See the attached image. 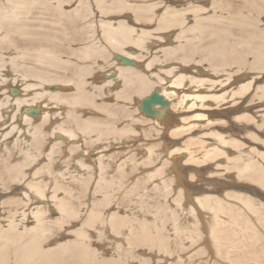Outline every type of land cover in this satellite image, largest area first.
<instances>
[{"label": "rangeland", "instance_id": "obj_1", "mask_svg": "<svg viewBox=\"0 0 264 264\" xmlns=\"http://www.w3.org/2000/svg\"><path fill=\"white\" fill-rule=\"evenodd\" d=\"M45 1L31 0L30 3H28L27 10L26 11L23 10V12H21L20 14V17H17L12 15L14 13V9H12L13 7L12 4H10L8 0H0V19L2 17V20L4 22L10 24L7 25L9 31L6 30V26L0 29V58L3 59V63H5L4 65L5 66L7 65V69H10V67H12L11 70H13L14 68L11 62H13V59L15 57L21 58V56L28 54L30 55L29 58L33 59L35 58L36 55L38 56L43 55L47 57L49 56V54L52 53L53 55L56 54L55 57L62 60V63L59 64L60 69H56L55 67H53L52 63L48 65H44L37 63L35 60H33L32 62L31 60L30 62L27 61V67L33 68L32 65H35L36 68L42 69L44 73L49 74L51 78L55 77L57 79L62 80L63 82L70 80V83H72V85L66 88L65 92L67 93L76 92L74 81L77 82V79L79 77H82V75L84 74L85 77L83 76L81 79L84 80L86 84H89L90 87L88 88V90L90 91V93L96 94V95H90V97L93 98L97 106L103 105L105 109L103 111L96 108L92 109L91 106H87L88 108L83 107V112L79 111L80 113L77 112L79 114L75 115L78 121L76 123V121H74L75 119L74 117L71 116L72 118H70V116H67L66 113L62 112L57 106L53 105L50 102L49 104L51 105H49L48 109L52 117L48 119V122H46L45 125L44 123H40L41 120L38 121V119H34L31 117V119L34 121L33 126L36 127L37 129H41V128L46 129L45 131L47 133L50 128H51L50 130H52L53 128H57L59 126H63V125L68 126L73 122L76 126L78 125L82 126L85 120L87 121L88 119H90L95 122L96 121L103 123L105 122L106 126L109 127L115 126L116 130L113 132V134H106L104 142H100V143L97 142L96 144L91 145L89 148L91 151H93V153L90 151L89 155L88 154L86 155V153H84L82 146L79 148V146L74 145L76 147L75 148L73 145L72 146L67 145L65 141L63 142V140H61L60 142L58 141L57 143H55L56 144L54 148L55 155L54 157H52L53 160H50L51 158L50 155L52 154V152H49L50 150L49 147L52 146L51 145L52 140L55 141V139L52 135L47 136L46 134L45 135L41 134L37 144L38 146L37 151L40 155L37 156L39 159V164L37 158H36L37 161L34 160L37 162L35 164H33V162L31 161L30 162L28 161L31 166L28 167V170L26 169L27 170L26 174L24 173L22 175L21 177L22 179L19 180V182H16L17 180L13 181L12 178L13 175L7 173L4 164L16 165L19 162H21V159L19 157L16 159L15 155H17V153L21 150L23 145V142L21 143V141H23L25 138L18 143L19 145H21L20 147L17 143H14L13 144L14 146L13 145L9 146V152L7 154L4 153L3 150H0V237L5 235L7 232L8 233L6 235L11 236V234L14 233L17 234L16 231H18V235L16 236L17 240L15 244H21V243L23 244L22 240L25 239L28 240V238L31 236L30 234L33 233V228L39 226L36 223L37 221L35 219L34 214H36L37 212H43L47 220L44 219L43 224L40 225V227H42L43 229L41 233L46 235V237H43L42 239V247L44 249L47 248L51 249L56 247L55 245L57 244L70 242L71 240L75 239L73 236L74 232L80 230L85 224L89 210L95 207L97 201L101 199L99 207L103 210V212H105L106 218L107 216H110L111 214L114 213L116 209V205L119 204L121 207L123 206L122 210H124L125 213L127 212L128 214H130L132 217L130 218V215H128L127 213L126 214L123 213L122 216L125 217L123 219H125L127 224L130 223V220L132 221L138 219L140 221L143 220L141 222L148 223L149 229L153 232V234H155V236L157 233L160 234H157L156 236L157 237L156 242L158 245L149 244V243L147 244L146 242L142 243V240H140V242L137 241L136 243L132 244L133 248L128 251L126 250L127 245H125L124 248H122V246H119L120 248L116 247V249L113 250V248H110V245L109 246L105 245L104 242L101 239H99L98 237L99 234H96L95 231L90 230L87 232L88 239L86 242H84V244L86 245V247H90L91 250L95 249L97 251L98 254L95 255V259L97 262H103L104 260H111V259L116 260L118 258L117 261H119V259L120 260L122 259L121 261L124 264H141V262L142 264H153V262L154 264L157 263L158 264H186V263L189 264L190 259H191L190 264L193 263L194 264H236V263L264 264V231H263L264 230V216H263L264 215V182H261L259 180V177L263 175V174L261 175L260 173H264V120H263L264 119V115H263L264 114V98H263L264 97L263 96L264 95L263 94L264 93V65H263L264 63L260 64V62H255V57H257L260 54H264V0H255V1L252 0L251 2L253 4L246 3L245 0H227V1L218 0L217 2L221 3L223 7L221 9L218 8L219 10L218 9L215 10L217 18L216 20H214V22L208 24L207 27L208 29L206 30L205 33H202V37H203L202 40L194 38L195 36L198 35V33L197 34L189 33L185 37V39L182 36H181L182 39L177 38L176 36L179 31V28L177 30H173L172 33L171 31H168L170 33L168 32L161 33L158 32L157 30V25L160 22L159 20L161 19L163 12H165L167 8H170V10H173L171 9L172 8L171 6L175 8H180V7L184 8L186 7V5H188L187 3L190 0H185V1L184 0L181 1L180 0L179 1L178 0L176 1L175 0H145L149 3L157 4L155 7L156 9L154 10L155 17L152 20L153 21L152 23H149L144 18L142 21L143 23L139 26L138 24L136 25L133 23V17L131 18V16L134 15L135 12H130L129 8H125L126 9L125 13L119 11L118 12L113 11L110 15H106L104 18H102L105 19L106 21L110 20L109 22L112 23L113 21L114 23L116 22L118 23L123 20H126L127 22L130 23L131 26L137 29L141 27L138 30L143 29L153 34L151 37L147 39V41H150L149 42L150 45H148V48L139 50L134 46H129L127 50L129 52L131 51L136 56L135 59H132L134 65H136V67L134 68L138 70L141 74L151 76L152 78L151 81L155 83V85L151 88V90L153 91L155 89L157 90L158 88H160L161 90L163 89L168 91L167 94L170 101V103L168 104L169 107L167 109H164L161 112V114L146 112L145 109L139 106L140 102L142 101L141 99L142 96L137 94V89H138L137 87L136 88H132L130 86L126 87L127 91L126 88L124 87L125 95H128L131 98V100L124 101L119 99V97H116V92H118V90L121 88V85H119L120 84L119 79L117 78L118 70L116 67L120 65L121 61H119L117 58L118 55L117 52L111 46L109 47L104 37H102L100 31L101 28L99 27L102 14L99 11L100 9L97 7L96 4L97 0H90V1L88 0L89 2L87 0H83L84 3L86 2L89 3V7L86 8V11L85 9H83L86 6L83 7L84 3L82 5L81 0H68L70 1L69 3H67V0H61L64 2L65 10L68 12V14H70L74 18V21L68 18L70 15L64 18L63 14H61L57 10V6H58L57 0H52V1L45 0ZM172 3L173 5H171ZM212 3L213 1L210 0L209 5H211ZM21 8L25 9V6L21 5ZM5 11H9V13L7 14L9 15L8 18H5L4 16ZM137 13L142 15L143 12L140 10L139 12L137 11ZM111 16H113V18ZM57 21L60 23H58ZM187 24L194 25V20L190 18ZM28 29H32V30H28ZM22 30H28L27 32L25 31L26 35L25 34H22V36L20 35L18 31L21 32ZM63 30L64 32H62ZM46 31L47 33L52 32L58 35V36L56 35L57 37L54 41L56 44L58 43L57 46H55L53 41L51 42H48L46 40L39 41L38 38L36 37L33 38V36L28 34L30 32H33L38 37L42 35V37L40 36V40H41L43 37H45L44 35L47 34ZM162 34L164 36H162ZM94 35L96 37L93 39ZM6 36H8V39L4 40ZM67 36L69 38H67ZM87 37L89 38L91 37V38L89 39ZM187 39H189V41ZM92 40L97 41L98 44L97 47L100 48L99 51L100 53L96 55H91V57L87 59L84 57L86 53L85 50L87 46L92 45V43L94 42ZM33 41L39 43L32 44ZM245 43L247 44V46H245L246 45ZM181 46L186 47V51L184 53H179L178 56L176 57H172L170 56V54H168V51L170 49H177L178 51H180ZM216 49L218 51L225 50L224 52L228 53V55H226L227 57L232 58L234 56L232 59H230L231 61L233 60L234 63L233 61L232 62L229 61L227 64H224L221 67H214V65L210 62L211 55L209 53H215L214 50ZM166 50H168L167 53H165ZM229 53H231V55ZM100 55H103V57H99ZM186 56L187 57L189 56L188 59L190 61L184 63L182 58ZM153 60L155 62H153L152 64L151 61ZM113 61L114 63H112ZM24 62H25L24 59H20L18 64L22 66L25 64ZM29 63H31L32 65H30ZM149 64H151L150 66L151 68L149 71H147L145 68H148L147 66H149ZM181 64H186V66H184L185 68L183 69L187 68L188 71L185 70L183 72V69L180 67ZM176 66L177 69H175V72L172 76L165 75V70L166 71L170 70L171 68H174ZM27 71L29 73V71H34V70L33 69L30 70L28 68ZM33 73H35V71ZM74 73H76V75H74ZM181 73H186L189 75L194 74L193 76L199 78L200 82L198 84L190 82L192 84L191 86L189 81H187L184 86L181 87L177 86V89L175 86L170 87V83H168L170 82V79L174 81L176 77ZM108 74L109 75L114 74L112 75V78L110 80L118 79L116 83L110 88L102 86L101 83L98 81V79L101 76L106 77ZM155 75H157V77ZM210 75L212 76L213 79L211 78ZM159 78L166 79V81L163 82L159 80ZM213 80L214 81L216 80L217 83L215 82L216 84H213L214 82ZM9 84L10 83H7L6 85H1L0 91L1 90L5 91L7 90V88L9 89ZM187 84L189 86H187ZM243 84L246 85L251 84V86L250 88L245 89V91H242L241 93L240 91H238V89ZM217 85H218V90H217ZM117 86H119L120 88H118ZM231 86L233 87L232 89ZM92 88L94 91L92 90ZM194 89L196 90V92ZM234 90H236L238 93L235 94V92H233ZM193 92L194 95H191L193 94ZM230 92L233 94H231ZM202 93L204 94V96ZM221 93L222 94L225 93V94L222 95ZM238 94H240L239 95L240 97L238 96ZM0 96H1L0 99H2L3 95ZM216 96L218 97V99ZM41 99L44 101L47 100L44 98H38L37 101ZM204 99L207 101H205ZM85 110H92L93 112L92 111L85 112ZM59 112L63 113V117L62 114L60 116ZM55 113H58V115L55 116ZM110 113H113V115L116 116H111ZM4 120L8 124L5 126V129L2 130V132L4 131L6 133L7 131L5 130L6 128H8L10 121L7 122V120H9V118L7 117H5ZM162 120L172 123L171 129H167V131H165L166 130L165 128L163 129L162 127H160L159 123H163ZM3 124L4 123L0 122V130L4 128V127L2 128ZM18 127L22 129V131L19 132L21 133L19 135L21 136L23 135V137H25V134L27 133V130L29 128L28 125L27 124L23 125L20 123ZM122 130L125 131L127 130L129 132L121 133L122 135H119L120 133H118V131H122ZM96 132H98L97 129ZM16 134L18 135V132L14 131L13 135H9L8 138L14 137V135L16 136ZM114 139H118L120 141L116 142L114 141ZM109 141L113 142L112 144L113 146L104 149L105 148L104 145L110 144ZM46 143L47 145H45ZM114 143H116V145H114ZM232 144H235L234 146L236 145L238 146L239 144L240 150L242 151L239 150L238 148L239 146L236 147L238 149L237 150L235 147H233ZM215 147L217 148L215 149ZM97 148H101V149H98L97 151ZM153 150L154 152L150 154V152ZM213 150L214 151L216 150V152H214ZM47 152L48 154H46ZM101 152L107 153V155H110L112 157V162H110L107 166L108 173L109 170H111L110 168L117 167L116 165H118V167L120 168V169L119 168L116 169L117 171L113 172L112 177L114 176L115 177L112 178V180L109 179L107 180V183H104V186L108 187V192H109L106 196H104V198H108V200L105 201L106 203L102 202L103 200L101 197L95 198L93 195L92 197L90 194L87 198H82L79 188H76V185L74 184H70L71 181H78V180L82 181L81 178L85 176L84 181L88 182V184L91 185V183L93 182V176H90L88 174L90 176V179H88L87 177L88 175L87 176L85 175L86 173H81L80 174L81 178L80 176H78L76 178L74 177V180H70L69 179L70 177H66V179H64L61 177V175H59L62 174L63 172L59 168V166L65 165L67 167H70L72 166V164H74L75 160H85V161L91 160L92 162H94V160H92L89 157L90 154L92 153L91 155L93 156V158H97V156L100 155ZM220 152H222V154ZM215 153L216 155H214ZM223 153L226 155H224ZM227 155L229 158L232 159H228V157H226ZM243 155L245 157H241ZM260 155H262V157H259ZM222 156H225L227 159L225 157L222 158ZM48 159L49 161L52 162L56 161V162L50 163L49 161H47ZM250 162L253 164H257L254 167L255 169H251L249 166L245 165L246 163L248 164ZM238 163L241 164L239 165ZM234 166L236 169L234 168ZM39 167H41L40 169L51 168L54 171L51 172V174L53 173L52 174L53 176H50L49 179L46 178L45 180L47 181V183L49 182L48 184L50 185V188L54 187V191L58 192L57 196L60 199L63 197L64 200L68 202L70 206L69 208L79 211L80 213L79 218H68L67 220L69 223L61 227L57 225L58 224L57 221L58 219L64 220V215H60L57 208L58 206L54 200H52V204L51 203L49 204L48 202L42 204V203H37L42 201H38V199L33 198L34 201H31L28 207L20 206L21 204H15L14 201L18 199L23 200L21 190L26 188V184L33 177L31 174H34L35 170H38ZM241 170L244 171V174L243 171L241 172ZM59 171H61V173H59ZM142 172L143 174H141ZM146 172L152 173L153 176L148 177L146 175ZM258 172L260 175L258 174ZM67 174L69 175L71 174V172L66 173V176H68ZM9 175L11 177H9ZM52 177H56V179L53 180ZM253 177H255V179ZM115 179H117V181ZM112 184L114 186H112ZM18 188L20 189V191L17 190ZM47 191H48L47 192L48 198L52 199L54 192L48 189ZM229 194L230 195L234 194V195L229 196ZM206 195L210 197L207 196L208 197L207 198ZM242 196L246 197L248 201L244 197L243 199H241ZM182 197H183V201H180ZM231 197H233L234 200H229L231 199ZM178 198L180 203L183 204L182 206H180V208L179 207L176 208L177 206H175L176 204L175 201H177ZM205 198H207L210 201L212 199L213 203L209 202L208 200H205ZM202 200L204 201V203ZM198 202L201 205H199ZM219 202L222 203L220 204ZM13 203L14 205L12 206ZM23 203L27 204L26 201H23ZM242 203H244L246 207H244ZM218 204H219V208L221 207L220 209L224 211H221L219 208H218L219 210L215 211L218 207ZM190 205H192L194 208ZM144 207L145 208L150 207L149 208L150 210H152L153 208L157 210L156 213L160 215V219H157V221L150 220L151 217L149 215L148 216H146L145 214L143 215L144 212L141 210V208ZM184 208L185 210H183ZM241 208L243 211L241 210ZM245 208H247V210ZM173 210L175 212L177 211L178 213L176 212L177 214H175ZM209 211H213V212L211 213ZM224 212H227V214ZM247 212L249 214L247 216L248 219L246 217ZM250 213L252 215H250ZM23 214L24 215L26 214V217H24ZM179 215L182 216V218ZM261 216H263L262 219ZM207 217L212 219V220L210 219L211 222ZM184 220L185 222H183ZM216 220H218V224ZM221 220L223 221L222 223ZM256 220L258 221L259 225H257ZM173 221H175V223H173ZM237 222H241V223H237ZM159 223L162 224L163 226L160 225ZM223 223H225V225H228V227L231 228L227 229V227ZM200 224H202V228ZM239 224H241V228H239L240 227ZM128 225L123 226L124 228L123 232L128 233ZM175 225L176 227H174ZM178 225L180 229L179 228L177 229ZM180 225L182 228L180 227ZM218 225H221L220 227L221 229L219 228ZM222 225L225 226L226 228L223 227ZM250 225L253 231L252 229L248 231ZM207 228L212 231H209ZM217 228L220 231H218ZM232 228L236 229L234 230L236 232H233ZM239 229H241V231ZM195 230H197V233ZM160 231L162 232V234ZM163 231L165 234H163ZM176 231L178 233H176ZM215 231L218 232L214 233ZM223 231L225 234L229 233L227 237H225L226 235L223 233ZM221 232L225 236L221 235ZM184 233L186 234L188 233V234L184 235ZM210 233H212L213 235ZM256 233L258 235H256ZM196 234L199 236H197ZM195 235L197 237L194 238ZM231 235L232 236L235 235V236L231 237ZM176 236L178 239H175ZM228 236L231 238H229ZM237 236L239 239L237 238ZM243 236H245V238ZM184 237H188V238H184ZM221 238L231 239L232 241L230 240L231 242H229L230 243L229 244L228 243L229 240L226 241L227 239L225 240ZM196 239H197L196 241L197 245H195L196 242L193 243ZM216 239H219V241L221 242L220 245L218 244V240ZM233 239L234 240L237 239L238 241H241V242H237L236 240L235 242H237L238 244L239 243L242 244L238 245L237 243L234 242ZM223 240L226 241L227 243L223 242ZM244 240H246L247 242ZM181 241L185 243L184 244L182 243L181 245ZM209 241L212 242V245ZM190 242L193 245H190L189 244ZM174 243L176 244V246ZM177 243H179L181 246L179 247ZM224 243L226 245H224ZM160 244L165 246V248L164 249L161 248ZM117 245L118 243H116V246ZM169 245L172 246L170 247ZM237 245L238 248H234L237 247ZM242 245L244 247L240 248L242 247ZM256 245L257 247H255ZM1 246L2 245L0 244V248ZM15 246L16 245L13 246L8 244L5 252L6 254L0 252L1 253L0 258L2 257V259H0V264H31L30 262L26 263L21 258L20 259L16 258ZM210 246H212L213 248L212 247L210 248ZM230 246L233 247V248L231 247L233 249L232 251L230 249ZM178 247L179 248L182 247L183 251L180 250ZM214 247H216V250L213 252V250L215 249ZM222 247L224 249L226 247V249L224 250ZM258 247L261 248L259 249ZM191 248L193 251L191 250ZM149 249L151 251H149ZM165 249L167 251H165ZM219 251H220L219 253L220 255L217 254ZM233 251H235V254ZM179 252L182 253L180 254ZM227 253L230 254L229 255L230 257L227 256L228 255ZM119 263L120 262H118L117 264Z\"/></svg>", "mask_w": 264, "mask_h": 264}, {"label": "bare ground", "instance_id": "obj_2", "mask_svg": "<svg viewBox=\"0 0 264 264\" xmlns=\"http://www.w3.org/2000/svg\"><path fill=\"white\" fill-rule=\"evenodd\" d=\"M10 2V4H12V9H14V13L12 14L13 16H17V17H20V14L21 12L26 11L27 10V6H28V3H30V1L28 0H8ZM45 1V0H44ZM50 1V0H48ZM52 1V0H51ZM88 1V0H87ZM90 1V0H89ZM88 1V2H89ZM117 1V2H116ZM176 1V0H175ZM174 1V2H175ZM179 1V0H178ZM181 1V0H180ZM185 1V0H184ZM213 1V3L211 5H209L210 3V0H190L188 1V5H186V7H180V8H175L173 6H171L173 10H170V8H167L165 12H163V15L161 17V19L159 20L160 22L158 23L157 25V30L158 32H161V33H165V32H168V31H171V33L173 32V30H177L179 28V31L177 33V38H181L185 37L189 34V33H192V34H197V36H195L194 38H197V39H201L202 40V33H205L206 30L208 29V24L209 23H212L214 22V20H216L217 18V15L215 13V10L218 9V8H222L223 5L221 3H218L217 1L218 0H211ZM227 1V0H226ZM252 0H245L246 3H252L251 2ZM255 1V0H254ZM46 2V1H45ZM58 2V6H57V10L63 14V17L65 18L66 16L68 17V12L65 10V5H64V2L61 1V0H57ZM70 1L67 0V3H69ZM165 2V1H164ZM173 2V3H174ZM33 3V2H32ZM52 3V2H51ZM83 0H81V4L83 5ZM146 3H149L145 0H97L96 1V4H97V7L100 9V13L102 14L101 16V20H100V25L99 27L101 28V34H102V37H104L105 41L107 42V44L109 45V47L111 46L116 52H117V58L120 62V65L117 68L118 70V73H117V78L119 79V82L121 85V88L119 86H117L118 88H120L118 90V92H116V97H119V99L121 100H124V101H128V100H131V98L128 96V95H125L124 93V87H132V88H138L137 89V94L142 96L141 99L142 101L140 102L139 106H141L143 109H145L146 112H153L154 114H161V112L164 110V109H167L169 107V98H168V94L166 90H161L160 88H158L157 90H151V88L155 85V83L153 81H151V76L149 75H145V74H141L138 70H136L134 67H136V65H134V62L132 61V59H135L136 56L134 55V53H132L131 51L129 52L127 49L129 48V46H134L135 48L141 50V49H145V48H148V45H150V41H147V39L149 37H151L153 34L151 32H147L146 30H138L137 28L133 27L130 25L129 22H127L126 20H123L121 22H116L113 23L112 22H109V21H106L105 19H102L104 18L106 15H110L113 11H116V12H124L125 13V8H129L130 12H135L134 15L131 16V18L133 17V23L134 24H138L141 25L143 22V19L145 18L146 21H148L149 23H152L154 17H155V13H154V10L156 9V5L157 4H153V3H149V4H146ZM173 3L171 5H173ZM184 3V2H183ZM227 3V2H226ZM257 3V2H256ZM255 3V4H256ZM143 4V5H142ZM253 4V3H252ZM258 4V3H257ZM21 5H24L25 6V9H22L21 8ZM48 5V4H47ZM50 5V4H49ZM91 5V4H90ZM81 6V5H80ZM86 6L85 8V11H86V8L89 7V3H84L83 7ZM176 6V5H175ZM183 6V5H182ZM79 7V5H78ZM165 7V6H164ZM11 8V7H10ZM166 8V7H165ZM164 8V9H165ZM175 8V9H174ZM228 8V7H227ZM80 9V8H79ZM30 10V9H29ZM128 10V9H127ZM142 11V15H140L139 13H137V11ZM219 10V9H218ZM223 10V9H222ZM84 12V11H83ZM9 13V11H5V18H8L9 15H7ZM25 13V12H24ZM141 13V12H140ZM7 15V16H6ZM81 15V14H80ZM113 15V14H112ZM118 15V14H117ZM123 15V14H122ZM61 16V15H60ZM120 16V15H119ZM113 18V16H111ZM224 17V16H223ZM70 20H73L74 21V18L70 15L68 17ZM109 18V17H107ZM192 18L194 20V25H188V20ZM61 20V19H59ZM113 20V19H112ZM58 22V21H57ZM2 20V17L0 19V29L1 28H4L6 26V30L9 31V28L7 27V25H10L9 23H6ZM60 23V22H58ZM148 23V24H149ZM52 24V23H51ZM145 24V23H144ZM212 25H215V24H212ZM55 26V25H54ZM185 26V27H184ZM137 27V26H136ZM217 28V27H216ZM49 29V28H48ZM57 29V28H56ZM61 29V28H60ZM64 29V28H63ZM20 30V29H19ZM28 30H32V29H28ZM28 30H22L24 32H20V35L22 36V34H25ZM62 30V29H61ZM26 31V32H25ZM57 32V31H56ZM64 32V30L62 31ZM47 33V31H46ZM170 33V32H168ZM180 33V34H179ZM29 35L33 36V38H38L39 41H43V40H46L48 42H51L53 41V43L55 44V46H57V44L54 42L56 37L58 36L57 34H54L52 32H48L47 34H45L41 40H40V36L42 37V35H40L39 37L33 33V32H30L28 33ZM174 34V33H173ZM213 34V33H212ZM26 35V34H25ZM57 35V36H56ZM67 35V34H66ZM71 36V35H70ZM91 36V35H90ZM162 36H164L162 34ZM24 37V36H23ZM73 37V36H72ZM96 36L94 35L93 36V39L95 38ZM168 37V36H167ZM67 38H69L67 36ZM89 38V37H87ZM91 38V37H90ZM89 38V39H90ZM157 38V37H156ZM165 38V37H164ZM8 39V36H6L4 38V40ZM25 39V38H24ZM97 39V38H96ZM58 40V39H57ZM98 40V39H97ZM166 40V39H165ZM189 41V39H187ZM89 41V40H88ZM94 41V40H92ZM39 42H32V44H37ZM50 44V43H49ZM152 44V43H151ZM246 44V43H245ZM97 41H94L92 43V45L90 46H87L86 50H85V58H89L91 57V55H96V54H99L100 52V48L97 47ZM107 45V46H108ZM49 46V45H48ZM247 46V44L245 45ZM249 46V45H248ZM51 47V46H50ZM150 47V46H149ZM92 48V49H90ZM111 48V49H112ZM243 49V47H242ZM245 49V48H244ZM247 49V48H246ZM251 49V48H250ZM53 50V49H52ZM114 51V52H115ZM144 51V50H142ZM146 51V50H145ZM168 50L165 51V53H167ZM170 51V52H169ZM168 51V54H170V56L172 57H176L178 56L179 53H184L186 51V47L185 46H181V49L180 51H178L177 49H170ZM215 53H209L211 55V58H210V62L214 65V67H221L223 66L224 64H227L229 61H231L230 57H227L226 55H228V53L224 52V51H218L217 49L214 50ZM249 51V49H248ZM255 51V50H254ZM54 52V51H52ZM51 52V53H52ZM235 52V51H234ZM259 52V51H258ZM200 53V52H199ZM238 53V52H237ZM231 55V53H229ZM52 54H49V56H38L36 55L35 58L31 59L29 58L30 55L28 54H25L23 56L20 57H15L13 59V62H11L12 66H13V70H11L12 67H10V69H7V65L5 66L3 63V59L0 58V86L1 85H6L7 83H10L9 84V89L7 88V90L5 91H0V95H3L2 96V99H0V122L1 123H4L2 128L0 130V150H3L4 153H8L9 152V146H12L14 143H19L22 139H24L23 141H21V143L23 142V146L22 145V148L21 150L17 153V155H15L16 159L19 157L21 159V162H19L18 164L16 165H5L6 167V170H7V173L8 174H11L13 175V181L17 180L16 182H19V180H21L22 178V175L28 170V167L31 166L29 164V162H33V164L37 163L36 161V158L38 159L37 156H40L38 151H37V144H38V141L40 139V135L41 134H46L47 136L48 135H52L55 139V141L52 140V146L49 147V152H52V154L50 155V160H53L52 157H54V148L56 146L55 143H57L58 141L60 142L61 140H63V142L65 141L67 145H77L79 146V148L82 146L83 147V150H84V153H86V155L88 154L89 155V152L91 151L90 150V146L93 145V144H96L97 142L100 143V142H104V139L106 137V134H113V132L116 130L115 129V126H106V123L104 122H99V121H93V120H90L88 119L87 121L85 120V122L83 123V125H78L76 126L73 123L69 124L68 126L66 125H63V126H59L57 128H53L52 130H48V132L46 133V129H37L36 127H34V121L31 119L34 118V119H38L41 120L40 123H45L48 122V119L50 117H52L50 115V111H49V104L50 102L57 106L62 112L66 113L67 116H70V118L74 117V121H76V123L78 122L77 121V117L75 115L79 114L80 112H83V107L85 108H88L87 106H91L92 109L96 108V109H99V110H103L105 109V107L102 105V106H97L95 101L93 100L92 97H90V95H96L95 93H90V91L88 90V88L90 87L89 84H86V82L84 80H82L81 78L84 76V74L82 75V77H79L77 79V82L74 81V84H75V87H76V92L75 93H67L65 92L66 91V88H68V86L72 85V83H70V80L69 81H66V82H63L62 80L60 79H57L55 77L51 78V76H49V74H46L44 73V71L42 69H39V68H36L35 65H32L31 63H29L30 65L33 66V68H30V67H27V61L31 62L33 60H35L37 63L39 64H44V65H48V64H51L53 65V67H55L56 69H60V63H62V60L59 59V58H56L55 55ZM233 55V54H232ZM99 57H103V55H100ZM208 57V56H207ZM255 57V56H254ZM24 59L25 60V64L20 66L19 61L20 59ZM112 58V57H111ZM116 58V59H117ZM167 58V57H166ZM189 56L187 57H183L182 60L184 61V63L190 61L189 59ZM128 59V60H127ZM111 60V59H110ZM7 61V60H6ZM5 61V62H6ZM107 61V60H106ZM117 61V60H116ZM125 61V62H124ZM233 61V60H232ZM231 61V62H232ZM126 63V64H123V63ZM153 62H155L154 60L151 61V63L153 64ZM193 62V61H192ZM207 62V60H206ZM255 62H260V64H263L264 63V54H260L258 55L257 57H255ZM34 63V62H33ZM114 63V61L112 62ZM118 63V62H117ZM122 63V65H121ZM210 63V65H211ZM234 63V61H233ZM109 65V64H108ZM107 65V66H108ZM113 65V64H112ZM117 65V64H116ZM253 65V64H252ZM264 65V64H263ZM10 66V65H9ZM31 66V67H32ZM151 64H149V66H147L148 68H145L147 71L150 70V67ZM167 66V65H166ZM184 66H186V64H181L180 67L183 69L185 68ZM226 66V65H225ZM109 67V66H108ZM33 69L35 71V73H33L34 71H27V69ZM175 69H177V66L174 67V68H171L170 70H165V75L166 76H172L175 72ZM213 69V68H212ZM22 70V71H21ZM113 70V69H112ZM187 70L186 69H183V72ZM261 70V69H260ZM115 71V70H114ZM114 71H111V72H114ZM188 71V70H187ZM257 71V69H256ZM262 71V70H261ZM215 72V71H214ZM217 72V71H216ZM44 73V75H43ZM188 73V72H187ZM262 73V72H261ZM101 74V73H100ZM216 74V73H215ZM214 74V76H215ZM254 74V73H253ZM256 74H259V73H256ZM74 75H76V73H74ZM102 75V74H101ZM100 75V76H101ZM106 75V74H105ZM112 75L114 74H108L106 77L104 76H101L98 81L101 83L102 86L104 87H107V88H110L112 87L116 81V80H110L112 78ZM194 75V74H193ZM193 75H189V74H186V73H181L179 74L176 79L174 81H172L170 78V87L172 86H175L176 89H177V86L178 87H181V86H184L185 83L187 81H189V83H195V84H198L200 81H199V78H196L195 76ZM217 75V74H216ZM157 77V75H155ZM203 76V75H202ZM207 76V75H206ZM211 76V75H210ZM254 76V75H253ZM78 77V76H76ZM85 77V76H84ZM208 77V76H207ZM218 77V76H217ZM216 77V78H217ZM221 77V76H220ZM238 77V76H237ZM256 77V76H255ZM254 77V78H255ZM259 77V76H258ZM165 78V77H164ZM204 78V77H203ZM212 78V76H211ZM223 78V77H222ZM230 78V77H229ZM227 78V79H229ZM213 79V78H212ZM159 80L161 81H166V79H163V78H159ZM219 80V79H218ZM202 81V80H201ZM214 81V80H213ZM217 81L215 80L213 82V84H216ZM248 82V81H246ZM245 82V83H246ZM253 82V81H252ZM190 83V84H191ZM206 83V82H205ZM225 83V82H224ZM232 83V82H231ZM236 83V82H235ZM251 83V81H250ZM12 84V85H11ZM241 84V83H240ZM208 85H209V82H208ZM93 86V85H92ZM160 86V85H159ZM187 86H189L187 84ZM192 86V84H191ZM213 86V85H212ZM251 84L249 85H246V84H243L240 86V88L238 89V91H240L242 93V91H245V89H248L250 88ZM51 87V88H50ZM116 87V86H115ZM194 87V86H193ZM215 87V86H214ZM213 87V88H214ZM235 87V86H234ZM239 87V86H238ZM101 88V87H100ZM123 88V89H122ZM190 88V87H189ZM203 88V87H201ZM227 88V87H226ZM225 88V89H226ZM229 88V87H228ZM233 87L231 86V89ZM1 89V87H0ZM98 89V88H97ZM122 89V90H121ZM181 89V88H180ZM208 89V88H207ZM206 89V90H207ZM230 89V88H229ZM236 89V88H235ZM4 90V89H3ZM93 90V88H92ZM195 90V89H194ZM193 90V91H194ZM216 90V89H215ZM217 90H218V85H217ZM216 90V91H217ZM94 91V90H93ZM96 91V90H95ZM101 91V89H100ZM108 91V90H107ZM126 91H127V88H126ZM177 91V90H176ZM224 91V90H223ZM70 92V91H69ZM103 92V91H102ZM196 92V90H195ZM214 92V91H213ZM233 92H235V94H237L238 92L236 90H234ZM247 92V91H246ZM148 93V94H147ZM190 93V92H189ZM207 93V92H206ZM220 93V92H219ZM229 93V92H228ZM231 93V92H230ZM102 94V93H101ZM114 94V93H113ZM112 94V95H113ZM127 94V93H126ZM144 94H147V95H144ZM186 94V93H185ZM203 94V93H202ZM222 94V93H221ZM225 93H223L222 95H224ZM233 94V93H231ZM234 94V96H235ZM246 94V93H245ZM264 94V93H263ZM66 95V96H64ZM74 95V96H72ZM99 95V94H98ZM191 95H194V92L193 94ZM198 95V94H197ZM201 95V94H200ZM240 94H238L239 96ZM261 95V94H260ZM204 96V94H203ZM202 96V97H203ZM206 96V95H205ZM228 96V95H227ZM237 96V95H236ZM262 96V95H261ZM264 96V95H263ZM262 96V97H263ZM1 97V96H0ZM47 97V98H46ZM112 97V96H110ZM217 97V96H216ZM215 97V99H216ZM232 97V96H231ZM240 97V96H239ZM38 98H44V99H47L46 101L44 100H38ZM185 98V97H184ZM190 98V96H189ZM198 98V97H197ZM204 98V97H203ZM208 98V97H207ZM235 98H238V97H235ZM264 98V97H263ZM117 99V98H116ZM181 99V98H180ZM218 99V97H217ZM184 100V99H183ZM205 100V99H204ZM111 101V100H110ZM198 101V100H196ZM207 101V100H205ZM224 101V100H223ZM235 101V100H233ZM39 102V103H38ZM114 102V101H113ZM226 102V101H225ZM193 103V102H192ZM228 103V102H227ZM90 107V108H91ZM56 108V107H54ZM101 108V109H100ZM53 110V109H52ZM107 110V109H106ZM80 111V112H79ZM86 111H92V110H85ZM96 111V110H95ZM108 111V110H107ZM79 112V113H77ZM93 112V111H92ZM60 113V112H59ZM103 113V112H102ZM108 113V112H107ZM62 114V117H63V113H60V116ZM90 114V113H89ZM104 114V113H103ZM58 113H55V116H57ZM111 116H116V115H113V113H110ZM109 115V116H110ZM167 115V114H166ZM264 115V114H263ZM30 118H29V117ZM72 116V117H71ZM262 116V115H261ZM5 117L9 118V120H7V122H9V125H8V128H6L5 131H7L6 133L2 130L5 129V126L8 124L5 122ZM54 117V116H53ZM57 118V117H56ZM68 118V117H66ZM167 118V117H166ZM62 119V118H61ZM4 120V121H3ZM60 120V119H59ZM80 120V119H79ZM167 120V119H165ZM264 120V119H263ZM3 121V122H2ZM137 121V120H136ZM163 121V120H162ZM16 122V124H15ZM68 122V121H67ZM20 123L21 124H27L28 125V130H27V133L25 134V137H23V135H19L21 133H19L20 131H22V129L20 127H18ZM53 123V122H52ZM170 122H167V121H163V123H159L160 127H162L163 129L165 128L167 131V129H171V124ZM253 123V122H252ZM57 124V123H56ZM55 124V125H56ZM18 125V126H17ZM255 125V124H254ZM47 126V125H46ZM256 126V125H255ZM133 127V126H132ZM96 129L98 130V132H96ZM132 129V128H131ZM18 130V131H17ZM18 132V135L16 134V136L14 135V137H9V135H13V132ZM25 132V131H24ZM129 131H125V130H122V131H118V133H120L119 135H122L121 133H128ZM133 133V132H132ZM131 133V134H132ZM210 133V132H209ZM23 134V133H22ZM116 134V133H115ZM27 135V136H26ZM129 135V134H128ZM133 135V134H132ZM256 135V134H255ZM43 138V137H41ZM51 138V137H50ZM126 138V137H125ZM128 138V137H127ZM220 138V137H218ZM222 138V137H221ZM47 139V138H46ZM113 139V138H112ZM216 139V137H215ZM44 140V139H43ZM109 140V139H108ZM132 140V139H131ZM220 140V139H219ZM222 140V139H221ZM12 141V142H10ZM114 141H120L118 139H114ZM122 141V140H121ZM110 144L109 145H104L105 148H108V147H112L113 145V142L109 141ZM226 142V141H225ZM238 142V141H237ZM20 143V144H21ZM220 143V142H218ZM227 143V142H226ZM16 144V145H17ZM223 144V143H221ZM220 144V145H221ZM230 144V143H228ZM237 144V143H236ZM19 145V144H18ZM47 145V143L45 144ZM63 145V144H62ZM114 145H116V143H114ZM121 145V144H119ZM219 145V146H220ZM233 147H238L234 146L235 144H232ZM7 146H8V149H7ZM14 146V145H13ZM21 145H19L20 147ZM42 146V145H41ZM222 146V145H221ZM44 147V146H43ZM75 147V146H74ZM73 147V148H74ZM41 148V147H40ZM76 148V147H75ZM102 148V147H101ZM101 148H97V151L98 149H101ZM116 148V147H115ZM120 148V147H119ZM122 148V147H121ZM124 148V147H123ZM217 147H215L216 149ZM239 150H240V146L238 147ZM15 149V148H13ZM110 149V148H109ZM117 149V148H116ZM225 149V148H224ZM237 149V148H236ZM75 150V149H74ZM82 150V151H83ZM212 150V149H211ZM238 150V149H237ZM71 151V150H70ZM156 151V149H155ZM214 151V150H213ZM221 151V150H220ZM242 151V150H240ZM93 153V151H91ZM95 152H96V149H95ZM154 152L151 151L150 154H152ZM193 152V151H192ZM216 152V150L214 151ZM219 152V151H218ZM224 152V151H223ZM252 152V151H251ZM255 152V151H254ZM14 153V152H13ZM15 153V154H16ZM72 153V152H71ZM91 153V154H92ZM98 153V152H97ZM171 153V152H170ZM222 154V152H220ZM11 154V153H10ZM45 154V153H44ZM48 154V152L46 153ZM45 154V155H46ZM90 154V158L92 160H94V162H92L91 160L90 161H85V160H75L74 164H72V166L70 167H67L65 165H61L59 166V168L63 171L62 174H59L61 175L62 178L66 179V177H70L69 179L70 180H74V177H78L80 176L81 173H86L85 175L87 176L88 174L90 176H93V182L90 184H88V182L84 181L85 179V176L83 178H81L82 181H71L70 184H74L76 185V188H79L80 190V194L82 196V198H87L89 196V194L92 196H94L95 198L97 197H101L102 198V202H105L108 200V198H104V196H106L109 192H108V187H105L104 186V183H107V180H112V175H113V172L117 171L116 169H118V165H116L117 167H113V168H110L111 170H109V173H108V164L110 162H112V157L110 155H107V153H104V152H101L100 155L97 156V158H93V156ZM220 154V155H221ZM224 154V153H223ZM228 154V153H227ZM254 154V153H253ZM257 154V153H256ZM44 155V156H45ZM216 155V153L214 154ZM226 155V154H224ZM43 156V155H42ZM153 156V155H152ZM218 156V155H217ZM46 157V156H45ZM96 157V156H95ZM210 157V156H209ZM221 157V156H220ZM225 157V156H222V158ZM228 157V155L226 156ZM225 157V158H226ZM240 157V156H239ZM241 157H245L244 155L241 156ZM259 157H262V155H260ZM150 158V157H149ZM153 158V157H152ZM206 158V157H205ZM238 158V157H237ZM24 159V160H23ZM27 159V160H25ZM184 159V158H183ZM191 159V158H190ZM194 159V158H193ZM192 159V160H193ZM207 159H208V156H207ZM216 159V158H215ZM227 159V158H226ZM228 159H232V158H229ZM36 160V161H34ZM191 160V161H192ZM238 160V159H237ZM240 160V159H239ZM244 160V159H243ZM241 160V161H243ZM17 161V160H16ZM29 161V162H28ZM49 161V159L47 160ZM116 161V160H115ZM119 161V160H117ZM154 161V160H152ZM222 161V159H221ZM225 161V160H224ZM230 161V160H229ZM15 162V161H14ZM50 163L52 161H49ZM56 162V161H55ZM55 162H52V163H55ZM226 162V161H225ZM238 162V161H237ZM252 162V161H251ZM246 163L245 165L249 166L251 169H255V165L257 164H253V163ZM41 163V161H40ZM224 163V162H223ZM38 164H39V159H38ZM37 164V165H38ZM123 164V163H122ZM130 164V163H129ZM239 165L241 163H238ZM56 165V164H55ZM260 165V163H259ZM258 165V166H259ZM34 166V165H33ZM44 166V165H43ZM42 166V167H43ZM113 166V165H112ZM111 166V167H112ZM130 167V166H129ZM153 167V166H152ZM155 167V166H154ZM237 167V166H236ZM239 167V166H238ZM246 167V166H244ZM32 168V167H30ZM41 167H39L38 170H35L34 174H31L33 177L32 179L26 184V188L21 190L22 192V196H23V200L21 199H18L15 202V204H21L20 206H24V207H28L31 203V201H34L33 198H36L38 199V201H42V202H37V203H45V202H48L49 204L51 203L52 204V200L55 201V203L57 204V208H58V212L60 213V215H64V220L63 219H58L57 221V225L63 227V225L69 223L68 222V218H79V211L78 210H75V209H71L69 208V204L66 200H64V198L62 197L61 199L57 196L58 195V192L54 191V187L53 188H50V185L47 183V181L45 180L46 178L49 179L50 176H53L51 174V172L53 171L51 168L49 169H46V168H43V169H40ZM235 168V166H234ZM27 169V170H26ZM120 169V168H119ZM152 169V168H151ZM236 169V168H235ZM34 170V169H33ZM247 170V169H246ZM243 170H241L242 172ZM30 172V171H29ZM33 172V171H32ZM54 172V171H53ZM56 172V171H55ZM68 172H71V174H67L68 176H66V173ZM190 172V171H189ZM197 172V171H196ZM240 172V173H241ZM252 172V171H251ZM261 172V170H260ZM59 173H61V171H59ZM122 173V172H121ZM172 173V172H171ZM106 174V175H104ZM119 174V173H118ZM143 174V172L141 173ZM243 174H244V171H243ZM259 174V172H258ZM262 176L259 177V180L261 182H264V173H260ZM259 174V175H260ZM28 175V174H27ZM55 175V174H54ZM84 175V174H83ZM87 176L88 179H90V176ZM146 175L148 177H152V173L150 172H146ZM193 175V174H192ZM250 175V174H249ZM253 175V174H252ZM158 176V175H157ZM239 176V175H237ZM241 176V175H240ZM9 177H11L9 175ZM25 177V176H24ZM60 177V176H58ZM255 179V177H253ZM29 179H30V176H29ZM53 180L56 179V177H52ZM92 179V178H91ZM118 179V178H117ZM117 179H115L117 181ZM120 179V178H119ZM24 180V179H23ZM114 180V182H115ZM123 181V180H121ZM120 181V182H121ZM110 182V181H108ZM58 183V182H57ZM66 183V182H65ZM69 183V181H68ZM122 183V182H121ZM114 184V183H113ZM112 184V186H114ZM14 185V184H13ZM12 185V186H13ZM49 185V186H48ZM66 185V184H65ZM69 185V184H68ZM73 185V186H74ZM90 185V186H89ZM161 185V184H159ZM164 185V184H163ZM259 185V183H258ZM72 186V187H73ZM123 186V185H122ZM125 186V185H124ZM63 187V186H62ZM132 187V186H131ZM261 187V186H260ZM3 188V187H2ZM23 188V187H22ZM111 188V187H110ZM121 188V187H120ZM118 188V189H120ZM125 188V187H124ZM162 188V187H161ZM166 188V187H165ZM207 188V187H206ZM47 189L48 190H51L54 192V195L52 196V199H49L48 198V195H47ZM64 189V188H63ZM114 189V188H113ZM157 189V188H156ZM155 189V190H156ZM167 189V188H166ZM6 190V189H5ZM12 190V189H11ZM17 190L20 191V189L18 188ZM59 190V189H58ZM57 190V191H58ZM124 190V189H123ZM158 190V189H157ZM120 191V190H119ZM130 191V189H129ZM161 191V190H160ZM165 191V190H163ZM6 192V191H5ZM17 192V191H16ZM61 192V190H60ZM112 193V192H111ZM119 193V192H117ZM138 193V192H137ZM181 193V192H180ZM116 194V193H115ZM136 194V193H135ZM144 194V193H143ZM157 194V193H156ZM164 194V192H163ZM182 194V193H181ZM206 194V192H205ZM241 194V193H240ZM240 194H237V195H240ZM113 195V194H112ZM155 195V194H154ZM169 195V193H168ZM199 195V194H198ZM197 195V196H198ZM234 195V194H233ZM233 195H230L229 196H233ZM236 195V196H237ZM92 196V197H93ZM114 196V195H113ZM183 196V195H182ZM208 195H206L207 197ZM235 196V197H236ZM245 196V195H244ZM241 199H243V197ZM61 197V196H60ZM111 197V196H109ZM126 197V196H125ZM181 197V196H180ZM210 197V196H208ZM207 197V198H208ZM226 197V196H225ZM252 197V196H251ZM207 198H205V200H208ZM214 198V197H213ZM219 198V197H218ZM233 197H231V199L229 200H234V198L232 199ZM237 198V197H236ZM246 200L247 198L244 197ZM250 198V197H249ZM258 198V197H257ZM169 199V198H168ZM196 199V198H195ZM200 199V197H199ZM202 199V198H201ZM244 199V200H245ZM251 199H254V198H251ZM250 199V200H251ZM90 200V199H88ZM92 200V199H91ZM114 200V198H113ZM112 200V201H113ZM165 200V199H163ZM218 200V199H217ZM222 200V199H221ZM235 200H238V199H235ZM259 200V199H258ZM10 201V200H9ZM23 201H26L27 204L23 203ZM95 201V199H94ZM111 201V202H112ZM171 201V199H170ZM180 201H183V197ZM179 201V198L177 199L176 204L175 206H177L176 208H180V206H182L183 204L180 203ZM201 201V200H200ZM203 201V200H202ZM209 202H212V199L211 201L208 200ZM240 201V199H239ZM238 201V202H239ZM248 201V200H247ZM81 202V201H80ZM90 202V201H89ZM100 202H101V199L99 201H97V203L95 204L96 206L93 207L92 209L89 210L88 212V215H87V219H86V222L85 224L83 225V227L78 230V231H75L74 232V240H71L70 242H67V243H62V244H57L55 245L56 247L54 248H47V249H44L42 247V239L43 237H46V235H44L43 233H41V231H43L42 227H40V225L43 224L44 222V219H46V216L43 212H37L35 215V219H36V223L37 227H34L33 228V233H31L30 237L25 240H22L23 244H15L16 242V236L18 235V231H16L17 234H11V236L9 235H3L2 237H0V244L2 245L1 248H0V252L1 253H5L6 252V247L7 245H16L15 248V255H16V258L17 259H22L23 261H25L26 263L30 262L31 264H117L118 262H120L119 264H124L120 259L119 261L118 258L116 260L114 259H111V260H104L103 262H97L96 259H95V255H97V251L94 249L91 250L90 247H86V245L84 244V242L87 241L88 239V235H87V232L88 231H95L96 234H99V239H101L105 245L109 246L110 245V248H113V250L117 248H120L119 246H122V248L125 247V245H127L126 247V250H131L133 247H132V244L136 243L137 241L140 242V240H142V243L146 242L147 244H157L156 242V236L157 234H160V233H157L156 236L155 234H153V232L149 229V224L148 223H142L141 221L143 220H130V223H126L125 217H123V213H125L124 210H122L123 206L121 207L119 204L116 205V209L114 211L113 214H111L110 216H107L106 218V214L105 212H103V210L99 207L100 205ZM173 202V203H175ZM207 202V203H209ZM215 202V201H214ZM5 203V202H4ZM12 203V202H10ZM106 203V202H105ZM118 203V202H117ZM135 203V202H134ZM184 203V202H183ZM199 203V202H198ZM204 203V201H203ZM213 203V202H212ZM220 204L222 202H219ZM252 203V202H250ZM33 204V203H32ZM112 204V203H111ZM192 204V203H191ZM196 204V203H195ZM224 204V203H223ZM244 207H246L244 205V203H242ZM260 204V203H259ZM14 205V203L12 204V206ZM39 205V204H38ZM107 205V204H106ZM188 205V204H187ZM199 205H201L199 203ZM216 205V204H214ZM225 205V204H224ZM249 205V204H248ZM109 206V205H108ZM107 206V208H108ZM111 206V205H110ZM186 206V205H185ZM192 206V205H190ZM204 206V205H202ZM201 206V208H202ZM211 206V205H209ZM242 206V207H243ZM125 207V206H124ZM140 207V206H138ZM137 207V208H138ZM193 207V206H192ZM207 207V206H205ZM213 207V205H212ZM217 207V206H216ZM223 207V206H222ZM235 207V206H233ZM248 207V206H247ZM253 207V206H252ZM261 207V206H260ZM55 208V207H54ZM130 208V207H129ZM133 208V207H132ZM150 207H147V208H141V210L144 212L143 215L145 214L146 216H150V220H156L157 219H160V215H158L156 213L157 210H155L154 208L152 210L149 209ZM183 208V207H182ZM181 208V209H182ZM194 208V207H193ZM199 208V207H198ZM209 208V207H208ZM219 204H218V207L215 211L219 210ZM238 208V206H237ZM134 209V208H133ZM188 209V208H187ZM204 209V208H203ZM214 209V208H212ZM223 209V208H222ZM226 209V208H225ZM229 209V208H228ZM247 210V208H245ZM127 210V209H126ZM137 210V209H135ZM177 210V209H176ZM185 210V208L183 209ZM208 210V209H207ZM221 210V209H220ZM236 210V209H235ZM238 210V209H237ZM242 210V208H241ZM263 210V209H262ZM174 211V210H173ZM191 211V210H190ZM214 211V210H213ZM213 211H209V212H213ZM221 211H224V210H221ZM243 211V210H242ZM130 212V211H129ZM135 212V211H134ZM133 212V214H134ZM138 212V211H137ZM175 212V211H174ZM177 212V211H176ZM175 212V214H177ZM188 212V211H187ZM246 212V211H245ZM252 212V211H251ZM127 213V212H126ZM125 213V214H126ZM173 213V212H172ZM191 213V212H190ZM227 214V212H224ZM236 213V212H235ZM263 213V212H262ZM128 214V213H127ZM142 214V213H141ZM140 214V216H141ZM192 214V213H191ZM210 214V213H209ZM254 214V213H253ZM51 215V214H49ZM130 215V214H128ZM239 215V214H238ZM237 215V216H238ZM248 212L246 214V217L248 216ZM250 215H252L250 213ZM257 215V214H256ZM263 215V214H262ZM24 217H26V214L24 215ZM137 216V215H136ZM171 216V215H170ZM173 216V215H172ZM180 216V215H179ZM225 216V215H223ZM264 216V215H263ZM261 216V219L262 217ZM86 217V216H85ZM182 218V216H180ZM210 217V216H209ZM207 217V218H209ZM235 217V216H234ZM245 217V218H246ZM250 217V216H249ZM257 217V216H256ZM126 218H127V215H126ZM130 218L131 215H130ZM164 218V217H163ZM180 218V219H181ZM214 218V217H213ZM217 218V217H216ZM211 218H209L210 220ZM218 219V218H217ZM225 219V217H224ZM243 219H244V216H243ZM248 219V217H247ZM246 219V220H247ZM256 219V218H255ZM47 220V219H46ZM128 220V219H127ZM149 220V219H148ZM192 220V219H191ZM197 220V219H195ZM212 220V219H211ZM210 220V222H211ZM236 220V219H235ZM250 220V219H249ZM73 221V220H72ZM217 221V224H218V220ZM215 221V222H216ZM220 221V219H219ZM240 221V220H239ZM248 221V220H247ZM252 221V220H251ZM257 221V220H256ZM155 222V221H154ZM163 222V221H162ZM161 222V223H162ZM185 222V220L183 221ZM198 222V221H197ZM209 222V221H208ZM207 222V223H208ZM223 221L221 220V223ZM242 222V221H241ZM241 222H237V223H241ZM261 222V221H260ZM71 223V222H70ZM173 223H175V221H173ZM181 223V222H180ZM179 223V224H180ZM205 223V222H204ZM245 223V221H244ZM160 224V223H159ZM158 224V225H159ZM191 224V223H190ZM225 225V223H223ZM127 226L128 225V233L127 232H123L124 228L123 226ZM151 225V224H150ZM162 225V224H160ZM167 225V224H166ZM177 225V223H176ZM176 225L174 227H176ZM189 225V224H188ZM205 225V224H204ZM212 225V224H211ZM241 228V224H239ZM243 225V224H242ZM257 225H259L258 221H257ZM263 225V223H262ZM154 226V225H153ZM152 226V227H153ZM163 226V225H162ZM165 226V225H164ZM186 226V225H185ZM184 226V227H185ZM191 226V225H190ZM199 226V225H198ZM201 228H202V224H200ZM219 228L221 227V225H218ZM223 226V225H222ZM228 228H231V227H228V225H225ZM223 226V227H225ZM161 227V226H160ZM167 227V226H166ZM181 227V225H180ZM207 227V226H206ZM225 227V228H226ZM250 228L248 229V231L251 228V225L249 226ZM257 227V226H256ZM259 227V226H258ZM165 228V227H163ZM162 228V229H163ZM179 228V225L177 227V229ZM182 228V227H181ZM199 228V227H198ZM210 228V227H209ZM224 228V229H225ZM244 228V227H243ZM242 228V229H243ZM159 229V228H158ZM161 229V228H160ZM176 229V230H177ZM180 229V228H179ZM206 229V228H205ZM208 229V228H207ZM214 229V228H213ZM221 229V228H220ZM238 229V228H237ZM247 229V228H246ZM182 230V229H181ZM209 231H212L210 229H208ZM218 230V228H217ZM230 230V229H229ZM233 232H236L234 230L236 229H233ZM241 231V229H239ZM256 230V229H255ZM175 231V230H174ZM180 231V230H179ZM196 233H197V230H195ZM214 231V230H213ZM220 231V230H218ZM218 231H215L214 233H217ZM253 231V229H252ZM264 231V230H263ZM161 232V231H160ZM182 232V231H181ZM205 232V231H204ZM208 232V231H207ZM11 233V232H9ZM176 233H178L176 231ZM190 233V232H189ZM199 233V232H198ZM209 233V232H208ZM224 233V231H223ZM252 233V232H250ZM258 233V232H257ZM256 233V235H258ZM263 233V232H261ZM162 234V232H161ZM163 234L164 231H163ZM180 234H183V233H180ZM179 234V235H180ZM186 233H184L185 235ZM188 234V233H187ZM186 234V235H187ZM193 234V233H192ZM200 234V233H199ZM212 234V233H210ZM219 234V233H218ZM225 234V233H224ZM229 233H226L225 235L222 234L221 232V235L227 237ZM254 234V233H252ZM260 234V233H259ZM177 235V236H179ZM194 235V234H193ZM192 235V236H193ZM197 235V234H196ZM194 236L197 237V236ZM213 235V234H212ZM215 235V234H214ZM255 235V236H256ZM160 236V235H159ZM165 236V235H164ZM176 236L175 239H178ZM190 236V235H189ZM210 236V235H209ZM208 236V238H209ZM220 236V235H219ZM222 236V237H223ZM230 236V235H229ZM228 236V237H229ZM235 236V235H234ZM231 235V237H234ZM240 236V235H238ZM237 236V238H238ZM246 236V235H245ZM245 236H243L245 238ZM23 237V236H22ZM163 237V236H162ZM161 237V238H162ZM183 237V236H182ZM181 237V238H182ZM201 237V236H200ZM211 237V236H210ZM229 237V238H231ZM248 237V236H247ZM246 237V238H247ZM184 238H188V237H184ZM160 239V238H159ZM163 239V238H162ZM174 239V238H172ZM192 239V238H191ZM221 239H225V238H221ZM227 239V238H226ZM225 239V240H226ZM239 239V238H238ZM257 239V238H256ZM169 240V239H167ZM209 240V239H208ZM211 240V239H210ZM218 240V244L220 245L221 242L219 241V239H216ZM229 240V241H228ZM231 239H227L226 241L231 242L230 241ZM234 240V239H233ZM237 240V239H236ZM234 240V242L236 241ZM251 240V239H249ZM163 241V240H162ZM176 241V240H175ZM180 241V240H178ZM177 241V242H178ZM184 241V240H183ZM188 241V240H186ZM194 241V240H193ZM197 241V239L193 242L195 243ZM212 241V240H211ZM223 240V242H226ZM246 241V240H244ZM243 241V242H244ZM165 242V241H164ZM169 242V241H167ZM173 242V241H172ZM210 242V241H209ZM222 242V243H223ZM232 242V243H234ZM237 242H241V241H238ZM235 242V243H237ZM247 242V241H246ZM116 243H118V245L116 246ZM160 243V242H158ZM163 243V242H162ZM161 243V244H162ZM182 241H181V245H182ZM185 243V242H184ZM183 243V244H184ZM211 245H212V242H210ZM216 243V241H215ZM227 243V242H226ZM231 243V244H232ZM160 244V245H161ZM164 244V243H163ZM175 244V243H174ZM179 245V247L181 246L179 243H177ZM190 245H193L191 244V242L189 243ZM214 244V243H213ZM230 244V243H229ZM228 244V245H229ZM238 244V243H237ZM240 245L242 243H239ZM238 244V245H239ZM197 245V242L196 244ZM215 245V244H214ZM213 245V246H214ZM224 245H226L224 243ZM227 245V246H228ZM238 245L237 247H234V248H238ZM106 246V247H107ZM148 246V245H147ZM152 246V245H151ZM150 246V247H151ZM170 246V245H169ZM168 246V247H169ZM172 246V245H171ZM170 246V247H171ZM174 246V245H173ZM176 246V244H175ZM184 246V245H183ZM216 246V245H215ZM236 246V245H234ZM167 247V248H168ZM178 247V248H179ZM191 247V246H190ZM194 247V246H193ZM192 247V248H193ZM212 246H210L211 248ZM220 247V246H219ZM232 246H230V249L231 251L233 250L231 248ZM244 246L242 245V247L240 248H243ZM257 247V245L255 246ZM103 248V246H102ZM159 248V246H158ZM161 248H165V246L161 245ZM160 248V249H161ZM166 248V249H167ZM177 248V250H178ZM184 248V247H183ZM188 248V247H187ZM191 248V250H192ZM209 248V247H208ZM213 248V247H212ZM215 249L213 250V252L216 250V247H214ZM223 248V247H222ZM259 248V247H258ZM257 248V249H258ZM261 248V247H260ZM259 248V249H260ZM5 249V251H4ZM153 249V248H152ZM165 249V251H167ZM170 249V248H169ZM174 249V248H173ZM180 250L183 251L182 247L179 248ZM186 249V247H185ZM189 249V248H188ZM224 249V248H223ZM222 249V250H223ZM226 249V247H225ZM224 249V250H225ZM254 249V247H253ZM258 249V250H259ZM158 250V249H157ZM179 250V251H180ZM202 250V249H201ZM217 250H220V249H217ZM235 250V249H234ZM149 251H151L149 249ZM155 251V250H154ZM161 251V250H160ZM164 251V250H163ZM162 251V253H163ZM169 251V250H168ZM193 251V250H192ZM212 251V249H211ZM256 251V250H255ZM263 251V250H262ZM176 252V251H175ZM225 252V251H224ZM227 252V251H226ZM234 254H235V251H233ZM0 253V254H1ZM159 253V252H158ZM180 253V252H179ZM182 253V252H181ZM180 253V254H181ZM191 253V252H190ZM199 253V252H197ZM216 253V252H215ZM220 251L217 253L219 254ZM230 253V252H229ZM258 253V252H256ZM263 253V252H262ZM6 254V253H5ZM4 254V255H5ZM167 254V253H166ZM228 254V253H227ZM183 255V254H182ZM187 255V254H185ZM196 255V254H195ZM194 255V257H195ZM198 255V254H197ZM220 255V254H219ZM230 254H228L227 256H229ZM201 256V255H200ZM4 257V256H3ZM153 257V256H152ZM189 257V255H188ZM220 257V256H219ZM230 257V256H229ZM216 258V257H214ZM260 258V257H259ZM2 259V257L0 258ZM191 260V259H190ZM189 260V264H190V261ZM188 262V261H187ZM231 262V261H230ZM137 263H140V262H137ZM185 263V262H184ZM142 264V262H141ZM154 264V262H153ZM158 264V263H157ZM187 264V263H186ZM194 264V263H193ZM237 264V263H236Z\"/></svg>", "mask_w": 264, "mask_h": 264}]
</instances>
